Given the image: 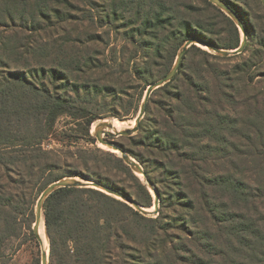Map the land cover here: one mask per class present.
<instances>
[{"label":"rangeland","instance_id":"1","mask_svg":"<svg viewBox=\"0 0 264 264\" xmlns=\"http://www.w3.org/2000/svg\"><path fill=\"white\" fill-rule=\"evenodd\" d=\"M41 1L0 0V9L8 5L13 8L15 17L13 23L0 26V78L5 77V72L9 73L7 76H11L10 73L17 76L22 74L30 83H26L22 90H14L12 101L16 103L10 109L20 107L19 103L22 102L21 111L29 112L28 121L32 122L33 117L37 116L33 104L42 103L45 94L73 103L80 108L73 109L79 117L59 114L48 131V137L40 140L38 146L61 155L66 151L76 152L78 148L94 150L96 159L107 166L103 171H108L111 178H120V173L108 162V156L103 154L121 157L120 153L100 147L94 128L100 122L112 119H121L118 120L123 122L121 130L133 128L131 121H135L138 115L148 83H154L165 71L172 52L170 46L175 43L170 35L174 31L179 37L188 33L189 29L182 28L181 24L187 20H203L206 7L200 0ZM228 1L237 8L248 26V41L245 49L235 55L220 56L209 51L215 56L224 57L212 59L211 62L223 71L226 81L219 76L208 75L205 70L203 74L207 76L209 92L205 93L197 113L189 118L191 126L187 127L189 131L186 136L198 137L197 153L199 158H204L195 162L201 168L195 170L200 174V181L191 174V163L181 160L178 152H171L169 164L170 169H185L181 175L182 188L189 197L194 198L195 209L192 211L176 205L179 187L176 183L180 180L173 181V177L165 176L159 178L157 168L147 162L151 158L150 148L143 144L162 138L161 133H156L162 127L166 114L162 110L160 91L151 98L153 102L150 101L149 112L146 108L136 132L129 136L105 134L104 137L113 140L130 155V152L139 154L145 161L138 162L143 167L152 168L155 182L162 186L165 200L162 201L159 195L158 213L143 215L156 217L162 211L172 218L175 214L181 217L182 225L188 224V228H192L189 221L193 216L206 226L207 234L202 231L197 234V240H210L215 245L210 250L216 255L211 260L207 251L199 247L187 232H183L186 249L191 250L185 257L187 260L195 263L191 256L194 254L202 256L204 264H229L220 252L231 248V240L234 254L230 252V255L239 264H264V10L259 0ZM44 4L48 6L38 10ZM191 8L196 9L192 11ZM206 9L209 19L205 23L210 24L212 35L199 32L193 26L195 35L222 41L233 38L218 12L211 7ZM169 17L172 18L171 23L167 22ZM159 19L165 21L159 22ZM238 31L241 41L243 34L239 28ZM195 46L208 51L204 45ZM192 47L186 50L182 60L185 63L184 73L188 75L204 67L203 54ZM244 60L252 62L254 80L251 86L249 79L233 72L237 69L234 67ZM3 88L6 87L1 83L0 89ZM9 101L12 103L11 99ZM255 105L260 108V114L256 117ZM213 113L219 117H213ZM91 116L95 119L87 133L83 122ZM28 129L32 130L31 124ZM176 135L181 137V131ZM44 161L45 158L41 160ZM64 170V167L48 173L47 170H37L29 175L23 167L22 172L11 173L10 177L0 170V202L12 199L23 210L13 229L0 224V264H41L42 247L32 229L35 205L41 192L50 184L49 180ZM137 175L144 181L142 175ZM82 179L94 180L90 176ZM197 181H204L201 184L203 187ZM227 184L229 190L223 187L225 185L227 188ZM148 189L153 195L151 187L148 186ZM201 191L210 195L207 203L205 198L199 197ZM162 203L165 205L162 206ZM209 209L214 210L220 220L226 218L228 212H232L234 217H245L246 220L236 221V224L249 225L248 234H238L239 239H235L237 235L234 234L230 238L227 235L228 222L213 224ZM242 236L250 240L245 242L246 245L240 243ZM237 248L241 249V255L236 253ZM46 250L49 264V243Z\"/></svg>","mask_w":264,"mask_h":264},{"label":"trees","instance_id":"2","mask_svg":"<svg viewBox=\"0 0 264 264\" xmlns=\"http://www.w3.org/2000/svg\"><path fill=\"white\" fill-rule=\"evenodd\" d=\"M43 1L45 2L46 0ZM56 1L59 0H49V2ZM200 1L204 7H211L218 12V15L223 18L225 28L233 35V38L223 41L220 39L213 40L205 36L201 37L206 38L220 48L233 49L238 47L240 35L233 20L208 0ZM224 1L241 17L240 12L230 1ZM38 2L42 1L38 0ZM259 2L261 4L260 0ZM48 5L44 4L38 7V10ZM206 8L203 20L198 18L196 20H187L181 24L182 28L189 29L188 33L179 37L174 31L170 35L174 37L175 43L170 46L172 47V52L168 56L167 65L162 76L169 71L176 53L184 41L200 36L195 35L193 26L199 32L206 33L208 36L212 35L209 30L210 24L205 23L209 19ZM12 9L8 5L0 9V26H5L8 22L13 23L15 21ZM194 9L196 8H191L190 10L193 11ZM164 21L165 19H159V22ZM167 22L171 23L172 18L169 17ZM244 25L246 30H248L246 23ZM254 37L257 38V34ZM3 45L6 48L5 44ZM193 48L203 54L204 67L198 69L199 72L194 70L192 74L188 75L184 73L183 67L185 63L182 62L172 80L152 93L147 104V112H149L150 103L153 102L151 98L154 95L160 91V96L163 97L162 110L166 114L162 121V127L156 132L161 133L162 138L153 139L143 144L150 148L151 158L147 162L157 168L159 178L165 176L167 178L173 177V181L180 180L179 183H176L179 187L177 189V202L175 204L182 205L192 211L195 209V200L193 197H189L182 188L181 175L184 174L185 169L181 171H178L177 168L170 169L171 152H178L177 155L181 160L189 161L192 168L190 170L192 171L191 174L199 180L200 174L195 170H201V168L195 162H200L204 158H199L197 153L199 148L198 137L186 136L189 131L187 127L191 126L189 118L197 113V109L201 107L204 101L205 93L209 92L207 76L203 74L205 70L208 75L219 76L225 80L223 71L217 69L211 62L212 59H224V57L215 56L209 53V51L200 49L195 45L191 49ZM251 64V60H244L240 64H237L234 67L237 69L233 71L235 75H242L244 78L249 79L250 86L253 85L254 80ZM4 74L5 77L0 78V84L2 83L6 87L0 89V170L3 171L2 173L5 176L10 177L11 173L22 172L23 167L27 169L29 175L34 174L37 170L40 172L47 170L48 173L53 172L56 168L64 167L65 170L51 178L48 184L64 176H90L104 185L131 196L138 204L144 207H151L153 205L154 198L147 184L133 172L131 167L121 157L111 153H103L108 156V162L111 166L121 175L120 178H111L108 175V171H103V168L107 166L101 164L96 159L97 155L94 154V150L78 148L76 152L66 151L64 155H61L52 154L53 151L40 148L38 144L41 142L39 141L48 137V131L53 127L55 118L61 113H68L74 117H79L75 110H80V108L73 103L67 102L65 99L45 94L42 103L39 104L37 102L33 104V106H36L37 116H34L33 121L29 122L28 116L30 113L21 111V106L23 107L22 102L19 103L20 107L10 109V106L16 103L12 101L14 90H22L25 88L26 83L29 85L30 83L27 82L26 78L22 77V74L20 76L15 75V73H10L11 76H7L9 73L6 74V72ZM9 99H11L12 103ZM253 109L256 113L255 117L260 114L258 105H255ZM212 116L219 117L216 113H213ZM81 117L83 116L81 115ZM93 119L95 118L91 116V118L83 122L87 133ZM30 124L32 130L28 129ZM179 130L181 131V137L176 135ZM26 135L27 137L25 138ZM155 141L158 143H155ZM121 149L125 150L124 148ZM130 153L140 163L145 161L140 158L139 154ZM44 158L46 161L41 162ZM28 161H30L29 164H27ZM143 168L147 179L154 183L153 185L162 197V201L165 200V192L161 190L162 186L155 182L152 168L146 165ZM171 174L176 175L170 176ZM203 180L208 183L210 182V180L205 178ZM203 182L197 181L200 186H202ZM214 183L217 184L215 180ZM223 187L229 190L228 184L227 188L225 185ZM200 196L206 199L205 203L211 198L205 191H201ZM163 205L165 204L162 203ZM209 211L213 224L228 222L227 235L230 238L234 234L237 235L235 239H239L238 234L240 236V233L248 234L247 229L249 225L236 224V221L246 220L245 217H234L232 212H228V216L220 220L215 216L214 210L209 209ZM22 212L23 210L12 199H3L0 202V224L6 228L13 229L14 225L18 223V216ZM43 217L50 243L49 264H204V260L200 255L196 256L191 253L192 259H195V263L185 258L187 253L191 252V250L186 249V243L183 239L186 232L188 236L194 239V242H197L199 247L207 251L206 254L211 260L216 255L210 250L215 248V245L210 240L206 239L205 242L201 241V239L197 240V234L205 231L204 234L206 235L208 232L206 226L200 223L199 219H195L192 216V220L190 219L189 221V225L192 228H188V224L182 225L181 217H177L175 214L171 218L168 214L160 211L158 216L148 217L128 203L92 187H60L55 189L49 194L44 203ZM198 224L202 226H198ZM229 241L231 248H227L224 253H220L227 258L226 261L229 264H239L230 255V252L232 255L234 253L232 242L231 240ZM249 241L242 236L240 243L246 245L245 242ZM237 250L238 252L236 253L241 255V249L237 248Z\"/></svg>","mask_w":264,"mask_h":264},{"label":"water","instance_id":"3","mask_svg":"<svg viewBox=\"0 0 264 264\" xmlns=\"http://www.w3.org/2000/svg\"><path fill=\"white\" fill-rule=\"evenodd\" d=\"M211 2L213 5H215L218 9L223 11L228 17H230L233 22L236 24V26L241 30L243 37L240 41V44L238 47L233 48V49H225V48H220L219 46L213 44L209 40H207L204 37L201 36H196L187 39L184 41L182 44L179 52L177 53L176 60L171 67V69L161 78L156 80L154 83L149 84L146 91L145 95L143 98V101L141 103L139 112L137 117L135 118V123L133 128L131 129H126V130H112L113 124L112 122L109 121H103L97 124V126L94 128V135L98 142L107 145L108 147H111L115 150H118L121 158L124 160V162L131 167L133 172L137 175L140 174L144 177V182H146L147 186L151 187L152 192H153V210L148 211L144 206L138 204L135 199H133L131 196L125 195L124 193L115 190L107 185H104L103 183L97 181V180H92V179H82L78 178L75 176H68V177H62L60 179H57L53 182H51L39 195L36 205H35V219L34 223L32 226L33 233L35 237L38 239L40 244H42V238L39 235V227L40 224L43 223L45 232H46V227L44 223V217H43V206L44 202L46 201L47 197L49 196L50 193H52L55 189L60 188V187H92L99 189L109 195H114L118 198H121L122 200L126 201L127 203L131 204L136 210L141 212L142 214H147V213H153L157 214L158 209H159V202H160V196L159 193L157 192L156 188L154 187L153 183L147 179L145 171L143 166L132 156L130 155L127 151L121 149L118 144H116L113 140H108V138H105L104 135L107 134L109 136H119V135H124V136H129L132 133L136 132L139 127H140V122L142 118L145 115L146 108H147V103L148 100L152 94V92L165 85L167 82L172 80V78L176 75L178 72V69L181 65V62L184 58L186 50L191 46V45H204L208 51L215 53L220 56H230V55H235L238 53H241L246 45H247V30L244 25V22L242 21L241 17L237 14V12L224 0H208ZM261 4L264 8V0H260ZM121 121V119H118ZM47 235V232H46ZM48 238V235H47ZM48 243H49V238H48ZM50 244V243H49ZM41 264H48V253L45 250H42V257H41Z\"/></svg>","mask_w":264,"mask_h":264},{"label":"bare ground","instance_id":"4","mask_svg":"<svg viewBox=\"0 0 264 264\" xmlns=\"http://www.w3.org/2000/svg\"><path fill=\"white\" fill-rule=\"evenodd\" d=\"M203 47V46H202ZM109 122H112V124H113V129L112 130H121L122 129V126H123V122H120V121H118L117 119H112V120H108ZM134 120L133 121H131V124H134ZM99 146L100 147H102V148H104V149H110V150H112V151H115V152H118L119 153V151L118 150H115V149H113V148H111V147H108L107 145H105V144H102V143H99ZM153 207H148L147 209L149 210V211H152L153 209H152ZM43 223H41L40 224V227H39V235H40V237L42 238V244H41V247H42V250H45L46 252H47V250H46V248H47V246H48V240H47V236H45V232H44V230H45V228H43V226L44 225H42ZM45 247V248H44Z\"/></svg>","mask_w":264,"mask_h":264}]
</instances>
